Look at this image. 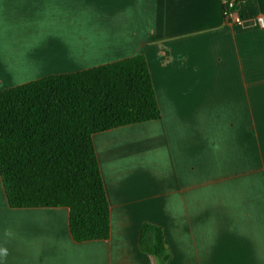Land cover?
Returning a JSON list of instances; mask_svg holds the SVG:
<instances>
[{"label": "crops", "instance_id": "crops-1", "mask_svg": "<svg viewBox=\"0 0 264 264\" xmlns=\"http://www.w3.org/2000/svg\"><path fill=\"white\" fill-rule=\"evenodd\" d=\"M0 0V91L135 55L162 117L93 136L107 240L76 243L67 208L12 209L0 264H264V0ZM169 259L140 249L143 223Z\"/></svg>", "mask_w": 264, "mask_h": 264}, {"label": "trees", "instance_id": "trees-1", "mask_svg": "<svg viewBox=\"0 0 264 264\" xmlns=\"http://www.w3.org/2000/svg\"><path fill=\"white\" fill-rule=\"evenodd\" d=\"M248 0H223L238 11ZM162 117L146 58L135 55L0 91V177L12 209L67 208L76 243L107 240L110 204L93 136ZM142 252L166 262L162 228L143 223Z\"/></svg>", "mask_w": 264, "mask_h": 264}, {"label": "built area", "instance_id": "built-area-1", "mask_svg": "<svg viewBox=\"0 0 264 264\" xmlns=\"http://www.w3.org/2000/svg\"><path fill=\"white\" fill-rule=\"evenodd\" d=\"M233 4L229 3L228 7L224 10L225 18L228 22L237 23L242 25V17L238 15V11L232 10ZM258 22L261 27H264V19L262 17H258Z\"/></svg>", "mask_w": 264, "mask_h": 264}, {"label": "clouds", "instance_id": "clouds-1", "mask_svg": "<svg viewBox=\"0 0 264 264\" xmlns=\"http://www.w3.org/2000/svg\"><path fill=\"white\" fill-rule=\"evenodd\" d=\"M8 255L7 248H0V259H6Z\"/></svg>", "mask_w": 264, "mask_h": 264}]
</instances>
